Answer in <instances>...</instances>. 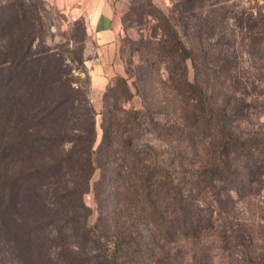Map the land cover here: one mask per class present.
Listing matches in <instances>:
<instances>
[{
    "label": "trees",
    "instance_id": "16d2710c",
    "mask_svg": "<svg viewBox=\"0 0 264 264\" xmlns=\"http://www.w3.org/2000/svg\"><path fill=\"white\" fill-rule=\"evenodd\" d=\"M205 1L186 0L184 11L196 15ZM20 16L25 19L26 12L17 16L18 21ZM8 17L0 8V22ZM158 18L162 37L153 48L166 63L169 88L186 102L185 108L174 114L175 120L163 121L159 115L168 116L169 109L126 108L117 88L110 85L106 95L115 103L100 112L98 145V112L79 91L46 103L29 116L31 123L45 124L64 118L59 134L25 137L19 129L27 121L21 110L24 104L14 105V98L29 92L26 70L32 46L18 49L7 67L0 61V120L5 126L0 148L4 166L0 247L39 245L41 232L51 228L54 236L49 241L58 240L61 247L55 264L90 260L94 264H264V214L234 221L244 199L253 200L264 187V144L238 132L239 107L217 109L205 104L206 78L223 77L226 82L235 74L210 61L204 81H191L187 61L200 67L195 62L198 51L185 41L190 18H182V32L168 15ZM206 27L198 25L196 36L211 38ZM17 32L27 35L24 30ZM121 81L128 92L126 80ZM192 99L195 103L188 110ZM57 144L64 147L59 158L29 171L10 175L5 170L15 152ZM34 185L46 187L43 192L51 195L47 200L56 215L30 224L24 220L20 195ZM90 192L98 211L93 225L84 200Z\"/></svg>",
    "mask_w": 264,
    "mask_h": 264
},
{
    "label": "rangeland",
    "instance_id": "374dc122",
    "mask_svg": "<svg viewBox=\"0 0 264 264\" xmlns=\"http://www.w3.org/2000/svg\"><path fill=\"white\" fill-rule=\"evenodd\" d=\"M83 2L84 0H0V8L9 16L0 22L2 66H9L7 60H14L18 49L25 48L28 43L32 46L30 66L26 70L29 73V92L24 94L22 91L14 98V105L17 101H23L24 104L21 110L27 121L19 129L25 137H47L53 132L59 134L64 118H60L61 121L55 124H45L39 121L31 123L29 116L39 107L43 109L46 103L50 104L79 91L90 99L98 112V145L102 136L100 112L115 103L113 98L106 95L110 85L117 88L126 108L147 105L154 109H169L168 116L161 113L159 117L163 121L175 120L177 117L174 114L185 108L186 102H183L175 90L169 88L166 63L153 48L159 45L157 43L162 37V30L158 28L162 20L158 17L165 14L177 23V29L181 32L182 22L186 21L184 17L190 18L189 36L185 41L198 51L195 62L200 67L198 70L194 67V62L187 61L191 81H204V72L210 61H217L235 74L232 81L226 82L222 81L223 77L206 78L204 86L209 97L205 101L206 107L209 108L210 103L219 107L217 109L239 107L241 121L238 132L245 138L255 136L264 144V0H206L202 8L194 11L196 15L190 14L191 11H184L186 0H119L121 33L110 61L114 64L117 57L123 68L118 66V74L113 75L106 84H96L92 78L93 64L99 52L86 21L78 14L77 8ZM23 11L27 16L24 20L20 16L21 20L18 21L17 16ZM202 24H206L211 38L200 39L196 36L198 25ZM18 30H24L27 35H19ZM146 45L150 46L149 49ZM144 71L147 72L142 75ZM121 79L126 80L128 92ZM195 102L193 99L189 101L188 110L192 109ZM1 111L3 107L0 109V119L3 116ZM4 131L5 126L0 120V148ZM63 150V144H57L42 146L35 151L15 152L5 170L10 175L29 171L32 167L42 166L51 159L59 158ZM0 160L2 179L4 166L2 167L1 155ZM97 177L98 171L94 179ZM40 187L34 185L20 195L24 220L30 224L56 215L55 207L47 200L51 195L47 196L43 192L45 186ZM257 192L260 194L255 195L253 200L245 198L239 205L240 214L234 221L246 222L264 214V187H260ZM84 198L91 210L89 224L93 225L98 217L97 204L92 192L85 194ZM49 236H54L51 228L41 232L39 241H42L39 245L0 247L1 264H55L53 259L57 257L61 247L57 246L58 240L49 241ZM80 264H94V260Z\"/></svg>",
    "mask_w": 264,
    "mask_h": 264
},
{
    "label": "crops",
    "instance_id": "0c3cea01",
    "mask_svg": "<svg viewBox=\"0 0 264 264\" xmlns=\"http://www.w3.org/2000/svg\"><path fill=\"white\" fill-rule=\"evenodd\" d=\"M118 3L119 0H84L82 6L77 8L79 16L86 21L99 52L92 69V78L96 84L108 83L113 75L118 74V66L122 67L117 57L114 64L110 61L121 33Z\"/></svg>",
    "mask_w": 264,
    "mask_h": 264
}]
</instances>
